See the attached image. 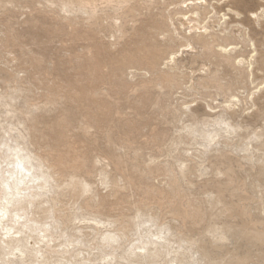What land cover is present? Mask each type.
I'll return each mask as SVG.
<instances>
[{"label":"rangeland","instance_id":"374dc122","mask_svg":"<svg viewBox=\"0 0 264 264\" xmlns=\"http://www.w3.org/2000/svg\"><path fill=\"white\" fill-rule=\"evenodd\" d=\"M62 1L0 0V158L19 144L51 168L35 217L55 248L104 264L117 231L113 264L148 239L153 264H264V0ZM224 26L234 66L196 42Z\"/></svg>","mask_w":264,"mask_h":264},{"label":"bare ground","instance_id":"6f19581e","mask_svg":"<svg viewBox=\"0 0 264 264\" xmlns=\"http://www.w3.org/2000/svg\"><path fill=\"white\" fill-rule=\"evenodd\" d=\"M97 1L98 0H63L62 3L64 4L62 6L63 8L69 7L74 9H83L96 5ZM119 1L121 3H126L128 0ZM203 1L205 2L206 0ZM193 4L195 3L191 2L186 4L184 7L189 8V5ZM201 8L202 6H196L193 7L192 10L188 9L187 11H192L193 16L199 17L201 14ZM181 10L182 11L180 13H183V7H181ZM183 17L186 18V14H184ZM186 19L189 23L194 20L190 16ZM151 27L160 31V33H164L165 31L174 33L177 31V29L172 31L169 27L163 28L162 30H158L159 28L154 25ZM189 29L190 31H185V33H189L191 36L193 30H197L193 28V26ZM200 35V39L196 42L203 48L202 54L205 58L208 60H211L214 57L218 58V60L219 58H226L228 61L234 60V63H232V61H229V63L233 66L235 65L239 54L237 45L229 48L230 44H224L219 41L222 39L233 38L232 36L234 35L231 30H228V26H224L215 33L210 32L208 27H205V30L201 31ZM184 37H186V35H184ZM166 41L172 43L174 41L173 34H169ZM243 41H247L245 37L243 38ZM194 44L195 42L193 43L192 39L189 38L187 46L195 48ZM176 54L177 52H172L171 60H175ZM238 63L239 65L244 64V59L240 58ZM220 65H224V63L222 61H218L217 66ZM251 65L252 63L248 66L250 67ZM221 78V75L215 74L212 80H220ZM231 87L232 83L220 85V88H224L225 90L231 89ZM229 107L230 106H228V108ZM223 118V116H220L215 121L219 124L224 123L227 127H231V123ZM233 127L234 126H232V128ZM3 145L4 152L0 158V260H2L0 264H28L26 259L31 260L30 264H49V252H51V256L58 258L59 264L63 261L66 264H88L87 262L90 257L86 259L85 256H81L82 252H73L75 249L71 248L70 243L67 240H63L64 243L61 241V243L58 242V244L60 243V246H63L62 250L56 249L55 247L58 245H54L57 241L55 240L56 238L54 239L55 233L53 234V229L57 226L53 223L44 222L40 219L38 220V218L35 217V210L42 204L44 196L51 191L52 181L54 179L52 173L49 171L51 168H48L49 170L45 168L39 157L32 154L29 150L19 144L12 145L4 143ZM103 236V241L112 248V251L107 253L108 261L104 264H113V260L115 262L117 257L115 254L117 253V248L114 243H119V239L122 237V234L115 231L114 233L109 232ZM43 239H45L43 248L45 247L47 249L46 251L45 249L43 250L41 246L42 244H40ZM73 240H76V238ZM160 242V239H148L142 241L141 245H133L131 247V251L130 249H127V251L132 252L130 255L133 254L132 256H134V259H131L130 262L132 264H153L154 258H156L162 251ZM137 250H141V252ZM169 253L170 252H168V255H171ZM15 258H18L19 261H15ZM104 261L106 260H103V262ZM127 261H129V259ZM94 262L95 260L93 263ZM197 262V259L193 260V263L196 264ZM100 264H102V262H100ZM179 264L185 263H183V261H179Z\"/></svg>","mask_w":264,"mask_h":264}]
</instances>
